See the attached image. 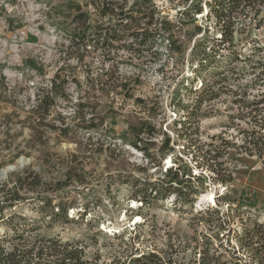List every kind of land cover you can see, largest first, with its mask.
Returning a JSON list of instances; mask_svg holds the SVG:
<instances>
[{
	"label": "rangeland",
	"instance_id": "obj_1",
	"mask_svg": "<svg viewBox=\"0 0 264 264\" xmlns=\"http://www.w3.org/2000/svg\"><path fill=\"white\" fill-rule=\"evenodd\" d=\"M186 1L156 0L164 15L184 29L181 33L184 53L170 54L163 47L162 62L166 63L165 67L154 64L140 66L139 69L121 68L128 76L140 77L141 85L135 93L145 103L138 105L122 97L114 103L107 98L97 99L94 104L97 112L107 116V121L94 135L80 131L72 139H62L48 131L44 145H40L30 128L29 110L36 102V94L41 88L50 86L55 72L64 62L68 37L76 27L72 23L70 14L74 11L70 6L80 5L83 11L91 13L93 8L89 0H0V93L4 98L0 103V176L3 173L1 170L6 167L12 165L16 168L5 177H0V182L18 180L25 172L32 171L48 185V193L23 191L27 200L5 211V215L19 214L32 220L41 219V209L35 202L38 194L45 196L51 193L56 182L65 184L66 174L71 169L77 181L67 182L61 196L74 205L69 214L75 220L56 223L52 228L44 229L41 235L63 242L82 243L86 246L89 262L116 264L130 251L138 250V253L156 251L166 259L167 264H192L198 259L197 252L206 236L218 244L212 238L215 231L209 229L204 220L206 213L202 210L218 206L217 196L226 193V187L214 184L208 178L193 208L176 207L173 197L160 202L158 207L142 206L133 194L136 191L135 182L145 176L141 168L147 165V160L128 140H122V136L127 134L128 121L138 122L141 118L151 120L171 137L175 150L165 157L158 151L163 136L153 139L157 146L153 149L155 157L148 174L154 178L161 175L158 174L160 167L165 170L175 166V157L188 158L181 139L179 145L173 144L178 138L174 122L183 114L181 104L177 103L178 96L185 104L190 98L186 90L180 89V82L188 78L190 82H186V86H190L197 74L199 87L203 78L210 79L215 67L208 72L202 70L195 73L200 57L192 50L204 38L220 37V34L216 35L214 18L208 20L206 15L200 14L196 16L197 21L192 22L193 10L189 6L197 2ZM180 10H187L188 15L182 16ZM198 28H201L200 33H197ZM234 44L232 50H223L217 57L221 68L229 66L228 69H235L224 71L225 76L230 78L231 90L246 95L247 101L255 96L260 98L264 94V0L240 15ZM237 56L240 61L232 63ZM29 58L44 66L43 73L27 66ZM87 61L92 62V59ZM68 64L70 70L77 66L74 59ZM92 66L100 67L99 58ZM77 73L83 87L69 86L74 100L85 88L84 67H78ZM237 98L240 97L231 92L224 93L203 107L208 115L200 122L202 142L208 143L213 136L223 135L234 139L237 145L242 143L239 133L250 129V107H246L245 103H236ZM58 111L71 114L72 108ZM56 112L47 122H53ZM180 128L179 125L177 130ZM104 144L100 153V146ZM226 158V167L233 171L238 189L244 191L246 199L255 198L257 207L250 212V218L263 222L264 160L242 151L237 153V148L231 149ZM22 160L24 165L20 166ZM195 172L212 176L207 170L195 168ZM220 208L225 211L227 205L222 202ZM232 228L241 230L242 224L237 220ZM0 229L2 232L5 230L3 227ZM35 237L31 235L28 239L34 241ZM197 245L200 248H196ZM7 247L12 249L11 244Z\"/></svg>",
	"mask_w": 264,
	"mask_h": 264
},
{
	"label": "trees",
	"instance_id": "obj_2",
	"mask_svg": "<svg viewBox=\"0 0 264 264\" xmlns=\"http://www.w3.org/2000/svg\"><path fill=\"white\" fill-rule=\"evenodd\" d=\"M190 1L197 2L189 6L193 10L192 22H196V16L200 14L206 15L208 20L214 18L216 35L220 34V37H206L195 45L192 51L200 57V63L194 71L208 72L213 67L216 70L211 73L209 80L203 78L199 87L197 74L190 86H186V82H190L188 78L180 82V89L186 90L190 98L185 104L178 96L177 103L181 104L180 111L183 114L174 122L178 138L173 144L179 145L181 139L188 158L175 157V166L165 170L160 167L159 177L154 178L148 174L155 157L153 149L157 146L153 139L163 136L158 151L165 157L175 150L171 145V137L149 119L128 121L127 134L122 136V140H128L147 160V165L141 168L145 176L135 182L133 197L145 207H158L160 202L173 197L176 207L193 208L201 189H205L207 179L211 178L214 184L226 187L227 192L218 194L217 201L220 206L222 202L225 203L227 209L223 211L218 205L202 210L206 213L204 220L209 229L215 231L212 238L218 244L206 236L197 252L198 259L192 264H264V221L250 218V212L257 207L255 198H245L244 191L237 187L233 171L226 167V157L233 148H237V153L242 151L264 160V94L247 101L246 95L231 90L230 78L225 76L224 71L235 69H228L229 66L221 68V62L217 59L223 50L234 48L240 15L260 5V0H187L186 3ZM89 3L93 8L92 13L83 11L80 5L70 6L74 11L70 14L72 23L76 27L68 37L64 62L55 72L50 86L41 88L36 94V102L29 110L28 118L32 120L30 128L40 145H44L43 140L48 131L62 139H72L80 131L94 135L107 121V116L97 112L94 105L97 99L107 98L114 103L122 97L138 105L145 103L135 93L141 85L140 77L128 76L121 68L154 64L160 68L165 67L166 63L162 62L163 47L170 54L184 53L181 40L184 29L168 15H164L156 0H89ZM180 12L182 16L188 15L187 10ZM200 31L201 28H198L197 33ZM89 58L92 62L87 61ZM96 58H99L100 67L92 66ZM71 59L76 61L77 66L70 70L68 61ZM237 61H240L238 56L232 63ZM26 64L37 72L44 71V66L34 59H27ZM78 67H84L85 88L74 100L69 86L72 84L78 89L83 87L77 73ZM228 92L240 97L236 103H245L246 107H250V129L240 131V145L223 135L213 136L210 142L204 143L200 136V122L208 112L203 111V107ZM2 101L4 98L0 93V103ZM68 107L72 108L71 114L58 111ZM56 110L53 122H47ZM179 125L181 128L177 130ZM105 145L100 146V153ZM195 168L207 170L212 176L208 177L203 172L196 173ZM69 181H77L71 169L66 174L65 184L56 182L54 190L45 196L41 193H48V185L36 172L27 171L18 180L0 182V228H5L3 232L0 229V264H93L86 259V246L82 243L63 242L58 238L41 235L44 229L48 230L56 223L75 220L69 214L74 205L61 196ZM23 191L41 192L35 201L41 209V219L32 220L19 214L5 215V211L27 200ZM237 220L242 224L241 230L232 228ZM31 235H36L34 241L28 239ZM7 244H11L12 249ZM169 261L172 263L171 259ZM116 264H167V261L156 251L138 253L136 250L130 251Z\"/></svg>",
	"mask_w": 264,
	"mask_h": 264
},
{
	"label": "water",
	"instance_id": "obj_3",
	"mask_svg": "<svg viewBox=\"0 0 264 264\" xmlns=\"http://www.w3.org/2000/svg\"><path fill=\"white\" fill-rule=\"evenodd\" d=\"M23 161L24 160H22V162H20V166H23L24 165V163H23ZM16 168L14 167V166H9L8 168H7V170L6 171H4V173L3 174H1V176L0 177H5L6 175H7V173L8 172H10V171H13V170H15Z\"/></svg>",
	"mask_w": 264,
	"mask_h": 264
},
{
	"label": "bare ground",
	"instance_id": "obj_4",
	"mask_svg": "<svg viewBox=\"0 0 264 264\" xmlns=\"http://www.w3.org/2000/svg\"><path fill=\"white\" fill-rule=\"evenodd\" d=\"M6 170H7V167H6V169L1 170V172L3 171V173H4V171H6ZM3 173H2V174H3ZM211 201L214 202L213 197H211Z\"/></svg>",
	"mask_w": 264,
	"mask_h": 264
}]
</instances>
